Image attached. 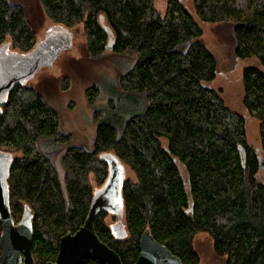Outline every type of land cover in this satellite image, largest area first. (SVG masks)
I'll return each instance as SVG.
<instances>
[{
    "label": "trees",
    "instance_id": "trees-1",
    "mask_svg": "<svg viewBox=\"0 0 264 264\" xmlns=\"http://www.w3.org/2000/svg\"><path fill=\"white\" fill-rule=\"evenodd\" d=\"M154 1L37 0L52 23H83L92 57L109 43L105 20L113 36L109 51L127 59V67L133 64L118 76L117 96L94 110L90 150L71 145L72 136L37 89L16 83L0 97V152L10 157L8 206L15 224L25 216L30 225L35 264L54 262L59 239L83 225L93 184L100 188L108 177L105 154L134 177L121 184L123 233L106 226L105 209L94 214L98 238L123 264L138 258L145 229L182 264L199 263L193 239L200 233L212 239L225 264H264V185L256 178L259 156L264 162V0H191L199 22L229 28L236 59L254 57L262 66L241 74L243 109L259 122L257 150L247 142L244 116L203 85L215 78L217 62L196 20L178 0L164 15ZM3 40L21 54L36 44L24 7L11 0H0ZM68 87L65 79L61 88ZM85 96L93 106L99 89L91 86ZM118 97L128 106L120 110Z\"/></svg>",
    "mask_w": 264,
    "mask_h": 264
},
{
    "label": "rangeland",
    "instance_id": "rangeland-1",
    "mask_svg": "<svg viewBox=\"0 0 264 264\" xmlns=\"http://www.w3.org/2000/svg\"><path fill=\"white\" fill-rule=\"evenodd\" d=\"M11 1L24 7L36 30V44L33 50L38 46L37 50L48 54L42 58L49 57L52 54L51 51L56 54L50 64L48 61L46 62V59H42L41 64H38L36 59H29L33 65L38 67L34 72L33 69L19 66L24 62V54L13 50L8 40H3L0 44V78L3 81L1 87L5 91L8 80H11L18 73L22 74L17 76L25 75L24 82L20 83L37 89L46 102L57 112L62 131L72 136L71 145L92 149L96 130V124L92 119L93 112L104 108L108 99L117 96L115 85H117L118 76L132 66V61L127 67L126 65H129L127 59L116 56L107 49L100 55L92 57L87 50L83 23L73 28H65L46 18L41 13L37 0ZM169 2L171 0H155L154 8L160 15H164ZM178 2L196 20L202 31L203 44L214 55L217 62L215 78L203 85L218 92L228 108L244 116L245 135L248 144L253 150L261 149L259 122L247 115L242 106L243 86L241 80L243 68L255 66L262 69L259 60L254 57L236 59L233 56L231 32L226 25L199 22L191 0H178ZM100 22L102 28L105 29L107 22L105 20ZM104 43L107 45V40ZM10 64L18 66L11 67ZM65 79H68L69 87L63 91L61 86ZM91 86L99 89V97L93 106L88 105L85 96L86 89ZM116 99L120 110L122 107L128 106L127 101L121 100L119 97ZM5 156L9 158V155L6 154ZM5 156L3 157L4 161L7 160ZM13 156L16 157L17 154L14 153ZM57 167L62 174L59 158L57 159ZM123 174L124 178L134 180L132 174L125 167ZM256 178L264 185L263 170L258 171ZM100 188L93 184L94 193ZM104 221L109 229H114V232L123 233L125 231L122 221H119L116 214L108 212ZM193 249L198 256V264H225V258L215 254L212 239L205 233L197 234L194 237Z\"/></svg>",
    "mask_w": 264,
    "mask_h": 264
},
{
    "label": "water",
    "instance_id": "water-1",
    "mask_svg": "<svg viewBox=\"0 0 264 264\" xmlns=\"http://www.w3.org/2000/svg\"><path fill=\"white\" fill-rule=\"evenodd\" d=\"M105 30L110 38L106 49L112 50V33L107 27ZM37 49L38 46L35 49L38 53L32 50L27 53L28 55L24 54V62L19 66L33 69L35 72L38 67L33 65L31 59L38 60V64L42 63V59H46V62L48 61V64H50L56 53L51 51L52 54L46 57L48 56L47 53L44 54L43 51ZM32 54L33 56H31ZM44 55L46 56L42 58ZM10 66L17 67L18 65L10 64ZM16 76L8 80L5 91L1 87L3 81L0 78V97L5 95L14 84L24 82L25 75L22 77ZM5 155L0 152V264H35L32 257L30 225L25 216L22 217L19 223L15 224L8 206L5 173L10 163V157L7 158ZM4 156L7 159L6 161L3 160ZM102 158L108 164V177L101 188L95 191L87 218L77 231L74 233L67 232L59 239L55 261L46 264H81L86 259L97 260L101 264H123L120 257L100 241L93 225L95 210L98 208L116 214L119 221L123 220L121 184L125 179L124 166L111 154H105ZM259 161L261 163L260 169L264 171V162L260 156ZM132 264H182V262L166 246L157 242L148 229H145L139 238V256Z\"/></svg>",
    "mask_w": 264,
    "mask_h": 264
}]
</instances>
